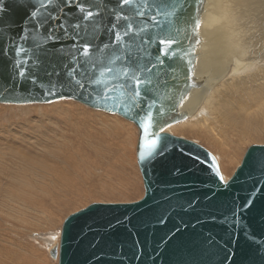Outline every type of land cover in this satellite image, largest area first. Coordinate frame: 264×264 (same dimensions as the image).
I'll use <instances>...</instances> for the list:
<instances>
[{"label":"water","instance_id":"obj_1","mask_svg":"<svg viewBox=\"0 0 264 264\" xmlns=\"http://www.w3.org/2000/svg\"><path fill=\"white\" fill-rule=\"evenodd\" d=\"M88 2L97 6L92 8L96 15L91 21L81 20L74 6L62 5L64 11L54 13L60 18L55 23L66 20L68 34L57 31L58 39L40 44L47 29L27 28L22 33L30 12L38 7L36 0H0V103L72 99L116 114L138 130L135 153L142 197L131 202H93L70 213L62 222L58 248L53 247L50 256L57 258V264H264V144L248 146L232 175L220 181L221 172L210 151L165 131L191 114V109H179V105L203 85V80L193 78L200 44L193 22L198 19L201 23L206 0L202 4L201 0H184V7L177 5L176 14L168 16L161 15L158 6L167 4L166 11L172 12L176 0ZM77 23L79 29L73 27ZM164 24L168 30L161 33ZM116 32L121 40L116 39ZM21 34L29 35L27 44L17 40L29 49L26 55L8 50L12 38ZM158 35L180 41L172 45L176 55L168 44L159 43ZM88 42L89 55L84 56L82 48ZM128 52L140 58L141 68L147 65L151 69L154 86L136 103L145 112L151 106L150 115L159 121L163 132L149 128L146 117L141 127L134 118L130 93L121 90L123 61L116 57ZM14 59L27 61L24 67L36 76L38 84L24 78L18 82ZM85 60L87 64L79 67ZM107 68L113 72L108 74ZM74 80L85 87L70 83ZM52 84L57 85L56 94L49 95ZM101 89L113 91L96 95ZM157 109H162L159 115ZM153 131L167 138L168 147L162 155H149L144 148Z\"/></svg>","mask_w":264,"mask_h":264},{"label":"bare ground","instance_id":"obj_2","mask_svg":"<svg viewBox=\"0 0 264 264\" xmlns=\"http://www.w3.org/2000/svg\"><path fill=\"white\" fill-rule=\"evenodd\" d=\"M198 32L200 44L197 47L198 49H196L197 61L196 66L194 67L193 78L196 82L203 80V85L196 90L194 89L183 99V101L179 105V109H191V114L183 120L172 123L165 128V131L173 134V130L180 127L182 131H187L197 138L201 137V139L206 140L211 145V147L217 148L216 154L218 155L220 160H222L223 155L226 152L224 145H228L229 147H231L228 143V140H230L229 137H232L233 139V136L237 131H240L238 133V135H241L240 138H243L244 136H250L251 134H248V130H251L252 128L251 126L250 128L248 125L251 122L250 116L255 114H263L261 106H263L264 108V0H206L205 8L201 15V23ZM60 102L62 101L52 103L51 105L49 104V111L58 110L62 114H67L73 117L76 121L73 120L72 122L79 124L78 131L82 135H87L89 133L88 128H96L98 126H102L103 131L107 134L110 133L109 135L111 136L115 135L113 133H117L118 129L116 130V127L118 125H116L115 123L112 124L111 122V120L113 121L116 117H109L108 115L106 116L104 114V116H102L99 115V113H97L98 115H95L94 112L93 116L97 119L96 120L93 118V116L91 118V111L90 113L85 112L88 110V108L87 110L80 111L79 109L81 107H78L80 105L71 104L70 102H65L68 108H64L62 105H65V103L63 104ZM69 105L74 107L70 108ZM37 106H40V104ZM25 107L27 109L28 105ZM194 107L195 109L192 113V109ZM44 108H46V106ZM39 109L41 108L39 107ZM114 115L116 114H113V116ZM116 120L118 119L116 118ZM130 124L134 125L131 122ZM126 126L127 125H125V127ZM35 127L32 128V126H30V122L26 127L19 126L18 129H16L17 127H14V129H12L15 131L14 135H12L13 131L10 129L1 130L2 132L0 133V147L7 150L10 156L13 157L12 164L16 163L17 165V168L15 169L17 173L14 174V176L18 178L16 179L17 184L15 185L14 189L11 187V189L8 190L11 199L17 202L16 204H18V206L24 208L28 206L32 209H35L36 211L37 209L44 211L45 202H48V199H50V201L54 199L52 198V195H58L60 190L62 191L65 189L67 193L69 191L72 192V190L74 189L72 187L78 186V183L74 181L75 178L73 175H71V171L63 173L59 168L60 165L58 164V161H60L58 160L60 159V155L63 157L69 156L68 158L73 155L72 151H69L72 139L70 137H60V140L58 139L54 143L50 144V140L52 141L53 139L43 141H41V138V140H39V138L36 139L37 137L36 135L34 136L35 133L33 134V131L38 132L39 130ZM27 128H32V131L27 134L26 132H24L25 134H22L23 130ZM235 129H237V131ZM241 130H243V132ZM17 132L23 136L22 139L17 138L19 136L16 137ZM134 132L136 133L134 141V159L137 163L135 153L138 138L137 128ZM7 133L12 134L10 136ZM115 136L116 138H122V135H120V137H118V134ZM100 139L102 140V142H104V135H101ZM194 140L195 139H193V141ZM64 150H67V152L65 153L66 155L63 154ZM228 151L229 150H227V152ZM1 159L0 161H2ZM18 162L24 164V167L20 168L18 166ZM96 165L98 166V164ZM74 166L76 168L80 167L81 165ZM87 166L89 165L87 164ZM223 166L225 167L224 164ZM28 172H31L32 175H29ZM111 173L112 172H110V174ZM83 174L85 173L83 172ZM6 176H9V174H7ZM35 176H38L36 178L37 180L31 181V178ZM224 178L225 180L228 179L227 176H225ZM47 180L51 182V185H45L47 183ZM6 187L7 183L4 185V194H7ZM15 188H21L22 190L19 189L18 191ZM62 198L64 199V196ZM15 210H17V212H20L22 211V208L16 207ZM13 218L20 222L23 221V217L21 216H15ZM51 233L52 232H49L47 235ZM51 235H53V233ZM45 241H47L48 243L47 250L49 254V251L53 247L57 246L58 248L59 235L55 236L53 240L50 238L46 239ZM17 252L19 253L18 249L16 248L13 249L11 247H7V264H18L17 259L19 256ZM54 260H57V258L55 257Z\"/></svg>","mask_w":264,"mask_h":264},{"label":"rangeland","instance_id":"obj_3","mask_svg":"<svg viewBox=\"0 0 264 264\" xmlns=\"http://www.w3.org/2000/svg\"><path fill=\"white\" fill-rule=\"evenodd\" d=\"M59 101H62L60 103H63V104L65 102L66 103L70 102L71 104L80 105L78 106V107H81L79 109L80 111L87 110L88 108V110L85 112L90 113L91 111L92 112L91 118L94 115V112H95V115L99 113V115H102V116L108 115L109 117H116L118 120H116V118L113 121L111 120L112 124L115 123L116 125H118L116 127V130L118 129L117 133H113V134L115 135L118 134L119 135L118 137L122 135L121 136L122 138H116L115 135L111 136L109 135L110 133L109 134L105 133L102 129L103 128L102 126L96 127L97 129L95 127L92 128L88 126L90 127L88 128L89 133L87 135H82L78 131L79 124L72 122L74 120L73 117L67 114H62L58 110L49 111L48 107L52 103H56ZM75 102L77 101H74L72 99H61V100L59 99V100L45 102V103H29V104H23V105L22 104H11L10 105V104H5V103H0V133L2 132L1 130H8V129L12 130L14 129V127L15 128L17 127L16 129H18L19 126L26 127L27 124L30 122V126H32V128L36 126L35 128L39 130L38 132L33 131V134L35 133L34 136L36 135L37 137L36 139L38 138L39 140L42 139L41 141L53 139L52 141L50 140V144L54 143L58 139L60 140L62 137H70L72 139L71 147L69 151H72L73 155L70 158H68L69 156L63 157L60 155L59 156L60 159H58L60 161H58V164L60 165L59 168L61 169L63 173L65 172L67 173V171L68 172L71 171V175H73L74 178L77 179V180L74 179V181L78 183V186H76L77 188L75 186L72 187L74 188L72 192L69 191L67 193L65 189L62 191L60 190L58 195L57 194L52 195V198L54 199L51 198L52 199L51 201L50 199H48L47 200L48 202H45L44 211L39 210V209H37L36 211L35 209H32L28 206L25 208L18 206V204H16L17 202L11 199V196L8 193V190H10L11 187L14 189L15 185L17 184L16 179L18 178L14 176V174L17 173V171L15 170L17 168V165L16 163L12 164L13 157L10 156L7 150L0 147L1 149L0 159L2 158L1 159L2 161H0L2 162L0 163V218L2 219V220L0 219V228H1L0 229V264H7V247L18 249L19 251V253L17 252L19 256L17 259L18 264H57V260H54V258H52L50 254H48V250H47L48 243L45 240L50 239V238L53 240L55 236L59 235V231L62 225L61 222H63L64 218L67 215L93 202H127V201L131 202V201H136L140 199L143 195L144 190H143L142 179H141V175L139 173L138 167H137V163L134 159V141H135V134H136L134 132L136 131L135 126L130 124V122L124 120L123 118L119 117L118 115L113 116V114H109V113H106L100 110H95L79 102L77 103ZM66 103L65 105H62L64 108H68ZM39 104L40 106H37ZM27 105L28 107L26 109L25 106ZM31 105L34 107H32ZM29 106H31L32 108ZM45 106L46 108H44ZM39 107L41 109H39ZM69 107L72 108L74 106L69 105ZM261 107H262L263 114H255V115L250 116L251 122L248 125L249 127L251 126L252 128L250 127L251 130L250 129L248 130V134H251V135L240 138L241 135H238L240 131H237V129H235L237 132L233 136L234 138L232 139V137H229L230 140L227 139L231 147H229L228 145H224L226 152L223 155L222 160H220V158L216 154L217 148L211 147V145L206 140L201 139V137L198 136L199 138H197L196 136L192 135L191 133L187 131H184V130L182 131L180 127L175 128L172 133L175 136H181V137L183 136V138H186V139H190V140L195 139L194 140L195 142H197L198 144L206 148L208 151H210L213 154V156H215V158L217 156L216 160H217L221 175L223 177L227 176V178H229L234 172L235 168L239 165L243 157V154L248 146L252 144H264V108L263 106ZM49 112H51L52 114ZM93 118L96 119L94 116ZM125 125L127 126L125 127ZM40 126H42L43 128ZM133 126H134V130H133ZM82 127H85V126H82ZM129 127L131 128V130ZM32 128L31 129L27 128L23 130L22 134H25L24 132H26V134L31 132ZM12 131H13V134L12 133L11 134L14 135L15 131L14 130ZM21 131H22V128H21ZM241 131L243 132V130ZM7 134L11 136V134L9 133ZM101 135H104L105 137L104 142H102V140L100 139ZM16 137L20 139L23 138V136L20 135V133L18 132L16 134ZM106 140H107V143H106ZM227 150L229 151L227 152ZM63 152H64L63 154H65L67 150H64ZM71 164L81 165L80 166L81 168L80 167L75 168V166ZM87 164L89 166H87ZM96 164H98V166ZM223 164L225 165V167L223 166ZM18 166L22 168L24 167V164H22L21 162H18ZM83 172L85 174H83ZM110 172L112 173L110 174ZM28 173L29 175H32L31 172H28ZM7 174H9V176H6ZM80 176H83V177H80ZM37 177L38 176L33 177L34 179L31 178V181H36ZM46 182H45L46 184L45 183L43 184H45L46 186L48 184L51 185V182L49 180H47ZM79 182H83V183H79ZM6 183H7V187H6L7 194H4V191H5L4 185ZM15 189L18 191L19 189L22 190L21 188H15ZM63 196H64V199L62 198ZM16 207L22 208V211L17 212V210H15ZM15 216L23 217V221L21 222H24V223H21L20 221L14 219L13 217ZM49 232H52L53 235H51L52 233L47 235Z\"/></svg>","mask_w":264,"mask_h":264},{"label":"snow or ice","instance_id":"obj_4","mask_svg":"<svg viewBox=\"0 0 264 264\" xmlns=\"http://www.w3.org/2000/svg\"><path fill=\"white\" fill-rule=\"evenodd\" d=\"M123 4H129L131 0H120ZM36 4L38 7L35 11L30 12L29 15V24L26 26V29H22V33H26L27 28H31L33 31L36 30H42L47 29L46 32H44L43 38L40 41V44H45L48 40H55L58 39L56 33L57 31H62L65 35L68 34V25L66 20L61 21L59 24L55 23L59 18V16L54 15L55 12H63L64 8L63 6L67 7H75L79 13H81L80 19L83 21H91L93 17L96 15V13L92 10V8L97 7L96 5L90 4L88 0H36ZM202 4V0H201ZM177 5H179L180 8L184 7V0H176V3L172 5V12L166 11L168 5L164 4L161 6H158L161 11V15H175L177 11ZM143 15V13H140ZM194 28L198 32L200 27L199 20H195L194 22ZM76 29H79L81 25L77 23L73 26ZM116 25H113V28H115ZM130 27V26H129ZM161 33H164L168 30V25L164 24L160 26ZM80 33L77 32V35ZM124 35H127V31L124 33ZM115 37L117 40H121L123 37L119 32L115 33ZM156 39L159 41L161 45L168 44L169 50H171L172 55H176V52L172 50V45L179 44L180 41L177 40L175 37L168 35L161 37L158 35ZM17 40L22 41L23 44L29 43V35L28 34H21L17 37L12 38L11 40V47L8 49L9 51H12L14 54L19 55L20 53H24L25 55L29 51L28 48H25L22 46L21 43H17ZM197 43H199V40H197ZM37 47H40V45H36ZM107 47V46H106ZM89 48H90V42L85 43L82 48V53L84 56L89 55ZM0 51H3V49H0ZM117 60L123 61V67L121 68V72L124 74V78L121 82V90L126 91L130 93L129 99L133 101V109L135 110V119L140 124L141 127H144V118L146 117L148 121V127L154 128L158 132H163L164 128L160 125L158 120H155L150 115V109L151 106H148L149 111L145 112L141 105L139 103H136L137 98H141L142 95H148L151 92L153 85V81L150 78L151 77V69L147 68V65H145L143 68H141L140 65V58L134 56L131 52H128V54L124 57H116ZM159 59V57H157ZM13 66L15 68V75L19 82L20 78H24L28 81H30L33 84H38V80L35 75H33L29 69H26L24 67V64L27 63L26 60H13ZM37 65H39V59L37 58L36 61ZM163 63V61H161ZM87 64V61H83L79 67H84ZM93 67H96L95 64H93ZM108 74H111L113 72L112 68L106 69ZM76 69H73V72H75ZM147 72L148 75L145 76L144 73ZM137 73H140L138 75ZM119 79V76L117 77ZM70 83H74L76 87L78 88H84L85 84L80 82L79 80L70 81ZM41 88H43V85H39ZM57 85L52 84L47 92L49 95L56 94L55 89ZM60 87H63V85H60ZM141 88L143 89V93L141 92ZM95 91V90H94ZM113 89H101L100 91L96 92V95L99 96H105L106 92H111ZM184 97H181L183 99ZM35 102V101H32ZM174 107V105H173ZM162 112V109H157V114L159 115ZM157 131H153L147 135L146 142L144 145L145 150L149 155H162L164 151L168 147L167 138L161 137L157 135ZM141 158H144V154H141ZM219 180L224 181L225 178L222 175H219ZM247 203H251V201H248Z\"/></svg>","mask_w":264,"mask_h":264}]
</instances>
